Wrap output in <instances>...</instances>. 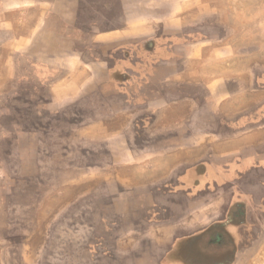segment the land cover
I'll use <instances>...</instances> for the list:
<instances>
[{
    "label": "crops",
    "instance_id": "1",
    "mask_svg": "<svg viewBox=\"0 0 264 264\" xmlns=\"http://www.w3.org/2000/svg\"><path fill=\"white\" fill-rule=\"evenodd\" d=\"M209 1L118 0L119 7L105 9L106 27L96 29V17L89 14L77 26L87 34L63 45L60 67L67 75L56 89L72 98L66 104L75 124L55 129L70 132L81 145L68 158L73 176H104L100 189L106 197L89 200L83 216L63 220L82 225V234L64 239L59 233L52 250L61 253L60 242L88 241L93 264L102 236L111 244L105 247L108 254L125 264L131 256L138 264L161 263L157 257L167 264H237L260 247L264 201L253 179L256 169L234 168L238 180L230 186L210 179L198 186L199 176L212 169L197 167L201 160L209 158L217 173L218 166L237 157L254 163L264 157L263 148L257 154L264 144V47L258 50L254 39L249 45L254 38L249 31V44L242 48L240 28L225 24L222 11ZM90 9L96 13L95 6ZM108 123L120 125L113 132ZM159 146L169 149L151 153ZM64 152L67 158L69 150ZM128 166L137 177L152 178L137 183L147 200L143 194L128 197L126 191L136 185L126 187L119 177L129 174L117 173ZM186 187L203 189L205 195L195 198L201 206L175 200L189 195ZM236 190L242 200L233 198ZM93 191L97 196L96 187ZM125 192L126 199L118 195ZM166 192L173 195L166 206L170 212L157 207L150 213L153 199ZM130 240L135 244L123 247ZM16 256L11 249L0 264H24Z\"/></svg>",
    "mask_w": 264,
    "mask_h": 264
},
{
    "label": "rangeland",
    "instance_id": "2",
    "mask_svg": "<svg viewBox=\"0 0 264 264\" xmlns=\"http://www.w3.org/2000/svg\"><path fill=\"white\" fill-rule=\"evenodd\" d=\"M117 1L0 0V257L2 262L13 249L16 258H20L24 264L27 262L29 264H89L88 247H86L88 241H81L80 246L77 244L80 243L79 241L60 242L61 245L65 244L63 249L59 248L62 249L61 253L52 250V246L57 243L55 240L58 239L59 233L63 232L64 239L73 232L82 234L83 229L80 231L82 225L61 224L63 220H75V217L83 216L89 200L96 199L98 202L99 196L106 197L104 190L100 189L101 181L105 180L104 176H73V170L68 166L70 163L68 158L72 154V149H78L81 145L78 141L76 143L70 132L65 134L62 131L61 135V131L55 129L57 125L64 130L67 124H75L72 106L66 104L67 100L72 98H67V94L56 89L63 76L67 75V72H62L60 67L59 53L63 45L74 44V37L87 34V32L80 33L77 26L87 19L89 14L91 17L88 18L96 17V29L106 27L103 20L105 9L111 7L116 9L119 7ZM209 4L222 11L225 24L234 23L240 28L242 48L249 44L247 37L249 31H252L251 35L254 36L249 45L253 44L254 39L258 50L264 47V0H210ZM94 6L97 8L95 14L90 9ZM85 104L86 99H82L80 103L82 109L86 108ZM104 125L108 130L115 132L120 124ZM84 132L87 134V131ZM262 148L264 149V144L258 146L257 154H261ZM65 149L69 150L67 158ZM167 149L169 148L165 146L154 147L151 153L156 155L166 153ZM257 160L260 161L254 163L252 160L237 157L233 161L235 165L229 160L230 164L217 167V173V169L212 170L216 166L214 168L211 166L209 158L201 160L197 167L205 168L207 164L212 169L206 171L205 176H199L198 186L200 187L207 179L212 180L213 185L221 183L230 186L235 182L234 179L238 180L232 175L236 171L234 168L241 166V170L256 169L258 174H255L253 179H257L256 183L259 186L257 193L262 196L260 199L263 204L264 157L258 155ZM130 168L132 166L121 168L117 172L119 176L129 174L119 177L127 181L126 187L136 185L133 190L128 188L129 191H126L130 193L128 197L135 200L143 194V199L147 200V194L139 192L141 190L140 186L137 187V183L139 184V181L146 183L152 178L137 177ZM223 174L228 176H222ZM239 177H244L243 172ZM168 179L165 178L164 181ZM186 182H189V179ZM184 183V186H188V183ZM95 187L97 196L93 191ZM144 189L147 190L148 187ZM200 189L186 187L185 191L189 195L185 194V198L177 195L175 200H181V204L190 201L191 204L199 207L201 205L195 201V198L205 195L202 193L203 189L202 191ZM126 192L118 195L126 199ZM234 194L233 198L243 199L240 191L236 190ZM192 196L194 200H191ZM172 197L170 192L166 197L153 199L148 211L155 214L159 207L163 214L164 211L170 212V208L167 209L166 206L170 201L174 202ZM204 201L208 204L207 200ZM101 212L104 210L99 214ZM145 232L148 234L149 231L146 229ZM252 235L257 236L258 231L253 230ZM102 239H104L102 236L98 238L97 249L92 253L96 257L93 264H123L124 261L122 259L123 263L120 262L119 256L115 259L108 254L109 251L105 247L110 243L107 244ZM131 243L135 244L130 240L129 243L125 242L123 247L126 245L131 247ZM162 248L164 249V245ZM257 250H264V238ZM117 251L120 254V249L115 250ZM262 255L264 256V251ZM252 257L247 255L242 264H264V257ZM163 259L165 257H157L161 263L150 261L148 264H167ZM129 260L128 264H138L132 256Z\"/></svg>",
    "mask_w": 264,
    "mask_h": 264
},
{
    "label": "flooded vegetation",
    "instance_id": "3",
    "mask_svg": "<svg viewBox=\"0 0 264 264\" xmlns=\"http://www.w3.org/2000/svg\"><path fill=\"white\" fill-rule=\"evenodd\" d=\"M264 251V250H263ZM263 251H258V250H253L252 249V251H251V254L250 255H248V257L250 256H253V257H255V258H261V257H264L263 255H262V252ZM254 253V255H252ZM252 257V258H253ZM244 259H245V257H241V259H240V261L237 263V264H242V262H244ZM252 261V260H251ZM250 260H249V262H251ZM253 262V261H252Z\"/></svg>",
    "mask_w": 264,
    "mask_h": 264
}]
</instances>
